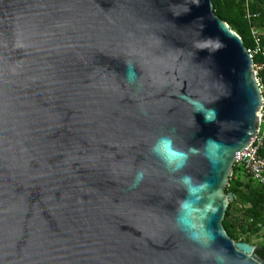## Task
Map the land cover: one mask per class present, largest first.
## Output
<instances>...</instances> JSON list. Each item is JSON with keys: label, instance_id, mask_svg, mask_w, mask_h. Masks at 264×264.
<instances>
[{"label": "water", "instance_id": "obj_1", "mask_svg": "<svg viewBox=\"0 0 264 264\" xmlns=\"http://www.w3.org/2000/svg\"><path fill=\"white\" fill-rule=\"evenodd\" d=\"M263 104L211 0H0V264H264L222 224Z\"/></svg>", "mask_w": 264, "mask_h": 264}, {"label": "trees", "instance_id": "obj_2", "mask_svg": "<svg viewBox=\"0 0 264 264\" xmlns=\"http://www.w3.org/2000/svg\"><path fill=\"white\" fill-rule=\"evenodd\" d=\"M211 1L214 13L241 37L246 48L256 45L251 29H258L260 50L253 54L252 59L264 97V0ZM263 124L264 104L259 135ZM258 154L264 158V140ZM225 191L232 193L234 199L227 206L223 227L235 241L251 243L250 237L264 229V186L235 164ZM257 253L264 258V247H260Z\"/></svg>", "mask_w": 264, "mask_h": 264}, {"label": "built area", "instance_id": "obj_3", "mask_svg": "<svg viewBox=\"0 0 264 264\" xmlns=\"http://www.w3.org/2000/svg\"><path fill=\"white\" fill-rule=\"evenodd\" d=\"M248 16L250 15L248 14ZM251 32L255 38L256 45L251 48H246V50L251 56H253V54H256L260 50L258 44L259 31L253 27ZM263 140L264 138L258 133L249 146L236 157L235 164L242 167L244 172L250 175L253 180L264 186V158L258 154V150L262 146Z\"/></svg>", "mask_w": 264, "mask_h": 264}, {"label": "clouds", "instance_id": "obj_4", "mask_svg": "<svg viewBox=\"0 0 264 264\" xmlns=\"http://www.w3.org/2000/svg\"><path fill=\"white\" fill-rule=\"evenodd\" d=\"M154 150L164 156V157H167L168 154L170 153V151H172V141L168 138H162L156 145H155V148ZM143 176V173H140L138 175V179L139 178H142Z\"/></svg>", "mask_w": 264, "mask_h": 264}, {"label": "rangeland", "instance_id": "obj_5", "mask_svg": "<svg viewBox=\"0 0 264 264\" xmlns=\"http://www.w3.org/2000/svg\"><path fill=\"white\" fill-rule=\"evenodd\" d=\"M261 136L264 138V124L261 126ZM250 240L254 246L264 247V229H262L257 235H252Z\"/></svg>", "mask_w": 264, "mask_h": 264}, {"label": "flooded vegetation", "instance_id": "obj_6", "mask_svg": "<svg viewBox=\"0 0 264 264\" xmlns=\"http://www.w3.org/2000/svg\"><path fill=\"white\" fill-rule=\"evenodd\" d=\"M259 249H260V247H259Z\"/></svg>", "mask_w": 264, "mask_h": 264}]
</instances>
